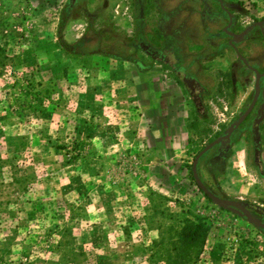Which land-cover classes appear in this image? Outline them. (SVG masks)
I'll return each mask as SVG.
<instances>
[{"label":"rangeland","instance_id":"374dc122","mask_svg":"<svg viewBox=\"0 0 264 264\" xmlns=\"http://www.w3.org/2000/svg\"><path fill=\"white\" fill-rule=\"evenodd\" d=\"M221 1L234 30L264 17V0ZM68 2L0 0V264H149L150 240L184 220L207 227L198 264H264V235L212 205L191 181L196 153L186 144L202 148L246 109L252 75L243 76L228 47L215 50L198 68L204 92L196 106L140 49L124 46L125 38L139 46L140 26L144 43L160 39L154 0L143 13L135 0H76L78 17L62 36L77 54H66L56 35ZM171 5L180 12L173 28L187 19L181 36L205 35L199 0ZM126 57L148 64L149 74L139 75ZM232 62L234 93L224 72ZM258 105L221 164H213L214 146L196 169L216 196L246 203L264 222L252 137Z\"/></svg>","mask_w":264,"mask_h":264},{"label":"flooded vegetation","instance_id":"af4514ba","mask_svg":"<svg viewBox=\"0 0 264 264\" xmlns=\"http://www.w3.org/2000/svg\"><path fill=\"white\" fill-rule=\"evenodd\" d=\"M206 1H209L210 3H216L218 10H213L211 5L207 4ZM199 3L202 7V10L199 14V23L200 27L204 30V36H181L187 19H182V21L178 23L177 27L173 28L172 24H174V17L178 16L180 12L176 14L171 12L170 14H166L163 17V34L161 35L160 39H154L153 42L146 44L141 40L140 37H137L139 45L138 49H140V51H142L150 61L157 63L160 69L166 75H171L174 78V83L178 82L185 89L191 98V101L196 106H198V100L204 92L203 87H201L196 80V75L200 73L198 68L200 66H205L206 63L210 61L208 59L216 53L215 50H226L227 47L229 49V53L234 55L235 61L240 64L243 76L244 74L252 75V88L254 85V73L250 69H254L258 72V84L259 89L261 90L264 85V17L259 20H254L250 23H247L240 30H234L235 26L231 14L230 22L228 19L229 9H231L230 6L224 5L221 0H199ZM224 17L227 20L225 25L221 27L217 33H211L210 28L217 24L218 19H222ZM228 23L229 26L226 27ZM258 24H260L262 30ZM224 28L225 31L235 34L246 28L247 32L241 40L237 41L233 44V46H231V37L226 35L224 31H221ZM180 37L186 39V41L183 42ZM224 37H227V39L223 45L221 41ZM188 41L189 44L197 46L198 50L195 52L190 51L188 45L186 44ZM191 52H194L193 55L190 54ZM237 55H240L246 63H242L238 59ZM236 62H232L227 65L224 70V72H226V77L235 73V68L237 66ZM207 66L208 65H206L205 68ZM201 72H205V70L203 69ZM243 79L245 82L248 80V78ZM256 102H258L260 105V95H258ZM240 125L237 129H239ZM229 144L230 143L223 144L221 146L216 145L217 149L212 158L213 162L221 164Z\"/></svg>","mask_w":264,"mask_h":264},{"label":"trees","instance_id":"16d2710c","mask_svg":"<svg viewBox=\"0 0 264 264\" xmlns=\"http://www.w3.org/2000/svg\"><path fill=\"white\" fill-rule=\"evenodd\" d=\"M74 7L75 6L70 2H68L63 7V9L61 10L60 19L56 31L58 43L61 49L66 54H77L74 51V48L75 46L78 45L67 43L62 36V31L66 22L70 19L75 20L78 17V14L76 13ZM105 33L106 32L104 30L96 31L94 32V35L98 37L99 36L103 37ZM80 44L83 43L80 42L79 45ZM124 46L132 50L131 51L132 53H135V51L138 50V46L135 44V42H133L131 39L128 38L124 39ZM92 54H100V53L99 51H94ZM107 56L111 57V54L109 53V55ZM122 60L133 64L134 67L139 72L147 71L149 68L148 65L143 64L139 60H132L130 57H126L125 59ZM227 81L229 88L231 89L232 93H234L235 91L234 84H236V82L238 81V78L235 75V73L232 75H228ZM245 120L242 124L245 123ZM242 124L240 125V127L242 126ZM219 135H221V133L217 134L214 137V139ZM186 144L188 146L187 151L193 150V153H197L201 149V148L200 149L196 148L194 142L191 140H187ZM257 160L258 158L256 156V158L254 159V165L257 169H259ZM213 164H215L216 166L219 165L217 162H214ZM190 179L191 181H193L191 178V173H190ZM208 190L211 191L210 189ZM211 193L213 192L211 191ZM221 198H226V197L222 196ZM260 212L264 214V211H260ZM158 226H160V228L162 227V225H158ZM259 231L264 235V231L262 230ZM206 235H207V227L200 222H191L188 220H184L182 222H179L178 225H168L163 228V231L160 230L158 234L150 240L148 247H145L144 250L147 254L146 260L148 261L149 264H198L204 248Z\"/></svg>","mask_w":264,"mask_h":264},{"label":"water","instance_id":"95a60500","mask_svg":"<svg viewBox=\"0 0 264 264\" xmlns=\"http://www.w3.org/2000/svg\"><path fill=\"white\" fill-rule=\"evenodd\" d=\"M76 0H69V2L71 4H73ZM230 17L231 15L228 14V19L230 22ZM260 29L262 30V27L260 26V24H258ZM229 26V23L226 25V27ZM223 31L225 32L226 35H229L231 37L230 40V45L233 46L234 43H236L237 41L241 40L242 37L245 35V33L247 32V28L242 30L239 33H231V32H227L225 31V28L223 29ZM238 59L242 62V63H246L245 60L240 56L237 55ZM253 73H254V85H253V94H252V98L248 104V106L246 107V109L235 119L233 120L231 123H229L227 125V127L223 130L222 134L219 135L218 137H216L214 140H212L211 142L207 143L206 145H204L193 157V160L191 162L190 165V173H191V178L193 180V183L195 184L196 188L198 190H200L201 194L215 207L227 211L229 213H231L234 216H237L239 218H241L242 220H244L246 223L252 225L254 228L258 229V230H262L264 231V222H262L261 220H259L258 218H256L251 211L249 210V207L246 203L242 202V201H237V200H231V199H227V198H221L218 197L216 195H214L213 193H211V191H209L205 185L202 183V181L200 180L198 173H197V163L198 160L207 152L209 151L212 147L216 146V145H223V144H228L230 142V136L231 134L238 128V126L245 120V118L248 116V114L250 113V111L253 109L255 102L257 101L258 95H260V99H261V103L258 106V108L256 109V114L255 117L252 121L253 123V129H252V137L254 140V151H257L258 148V127L259 124L263 118L264 115V85L261 88V90L259 89V84H258V80H259V74L256 70L254 69H250Z\"/></svg>","mask_w":264,"mask_h":264},{"label":"crops","instance_id":"0c3cea01","mask_svg":"<svg viewBox=\"0 0 264 264\" xmlns=\"http://www.w3.org/2000/svg\"><path fill=\"white\" fill-rule=\"evenodd\" d=\"M145 1L146 0H135V5H136V9H137V13L138 11H144V6H145ZM174 0H154V7H155V11H156V14L159 16L158 17V23H157V29H159L161 35L163 34V17L164 15L166 14H170L171 12L173 13H177L176 10L174 9H171L172 7V3H173ZM144 5V6H143ZM179 7L178 4L175 5V7L173 8H177ZM171 10V11H170ZM172 16V15H171ZM141 29H142V26H140L138 28V30L136 31V28H135V32H137V34L135 33V36L136 37H140V32H141ZM160 35V37H161ZM154 63V62H152ZM133 65V64H132ZM145 65H148V64H145ZM156 65H158L156 63ZM134 66V65H133ZM149 66V65H148ZM159 66V65H158ZM136 69V68H135ZM160 69V67H159ZM149 70H151V67L148 68L147 71H144V72H139L137 69V73L141 76H146L149 74ZM161 70V69H160ZM243 129V127H242ZM241 129V130H242ZM234 134V133H233ZM233 134L231 135V138L233 136ZM258 136H259V140H260V144H258V148H257V155H258V166H259V175H258V182H259V188H260V198L262 200H264V115H263V118L259 124V127H258ZM248 170V175L250 177H254L255 176V173H254V170L252 169V166H250Z\"/></svg>","mask_w":264,"mask_h":264}]
</instances>
